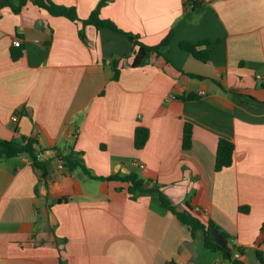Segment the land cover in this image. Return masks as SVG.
Returning <instances> with one entry per match:
<instances>
[{
    "label": "crops",
    "instance_id": "0c3cea01",
    "mask_svg": "<svg viewBox=\"0 0 264 264\" xmlns=\"http://www.w3.org/2000/svg\"><path fill=\"white\" fill-rule=\"evenodd\" d=\"M51 1L74 8L79 21L31 2L16 14L1 0L0 140L35 138L38 150L58 155L73 146L96 178L60 169L57 159L46 175L25 155L0 160V264H262L264 0H197L194 9L187 0H111L100 17L121 32L83 26L101 0ZM170 31L167 59L132 67L125 33L157 46ZM182 42H206L210 60ZM138 127L149 130L142 150ZM219 139L235 153L232 167L216 172ZM132 173L177 211L202 209L193 215L219 229L232 260L206 249L203 232L192 238L158 196L132 195L124 180Z\"/></svg>",
    "mask_w": 264,
    "mask_h": 264
},
{
    "label": "trees",
    "instance_id": "16d2710c",
    "mask_svg": "<svg viewBox=\"0 0 264 264\" xmlns=\"http://www.w3.org/2000/svg\"><path fill=\"white\" fill-rule=\"evenodd\" d=\"M111 0H101L98 7L91 13L88 19L82 21L83 26H94L96 29L108 28L117 32H121L120 29L110 20H105L100 17V11L102 8L108 5ZM31 2L35 6L46 10L52 16L55 17H65L73 22H78L79 18L77 12L72 7L60 6L52 2L51 0H21L20 3L15 6L12 0H7L8 6L13 10L14 13L18 14L23 6ZM1 4V0H0ZM187 5L191 9H194L199 5L197 0H187ZM131 42L134 44V58L132 62L133 68L143 67L150 63L153 55L162 56L166 58L165 52L162 50L167 48L172 40L173 31H170L165 38L157 46H147L141 43L137 36L125 33ZM80 38L85 39L83 30L80 31ZM207 43L192 44L189 42H182L180 48L188 53H190L197 60L206 63L210 60V55L207 50L201 49ZM22 55L21 51L12 54V59L17 60ZM167 59V58H166ZM191 77L199 78L202 77L196 75H189ZM115 79H118V72H116ZM192 136L193 127L190 124H186L183 132V147L185 150H190L192 147ZM149 139V130L145 127H138L135 131L134 136V146L136 150H142ZM37 141L35 138H27L24 136H19L10 141L0 140V160H8L11 158L19 157L25 155L32 161V165L35 169L42 171L45 175L48 172V168L53 159H42L40 156L45 151L37 150ZM55 154L59 150H53ZM234 153L235 147L234 143L230 140L219 139L217 145V154L215 162V171L220 172L223 169L232 167L234 163ZM63 166L65 170L69 173H80L81 175L94 177L89 169L86 167L83 159V153L78 152L73 146L67 148L66 152H61L59 155L56 154L55 158ZM119 177H109L107 181L117 180ZM124 180L130 184L129 192L132 195H156L159 197L160 204L162 208L174 214L191 232L192 238L198 232H203L204 234V246L206 249L211 250L213 253L218 254L222 257L223 261H231L233 253L220 245H218L210 232L211 228L219 230L213 223L208 222L207 224L202 223L201 219L193 215L194 211L192 209L188 211L179 212L171 204L168 198L163 194L160 189L153 186L150 182L141 179L135 174L127 175ZM68 199L60 198L59 203L67 202ZM240 252H242L240 250ZM262 264H264V259H261ZM233 264H243L240 260L233 261Z\"/></svg>",
    "mask_w": 264,
    "mask_h": 264
},
{
    "label": "built area",
    "instance_id": "2783aa9c",
    "mask_svg": "<svg viewBox=\"0 0 264 264\" xmlns=\"http://www.w3.org/2000/svg\"><path fill=\"white\" fill-rule=\"evenodd\" d=\"M20 45H21V42H20V41H18V42L16 41V42L14 43V46H15V47H20ZM256 78H257L258 80H264V77H263L262 75H258ZM200 94H205V91H202ZM18 120H19V116H18L17 114L13 115V117H12V121H13L14 123H17ZM55 156H56V154H55L54 151H45L43 154H41L40 157H41L42 159H54ZM132 166H133V167H136V168H141V169H144V168H145V166H144L143 164L139 163V162H133V163H132ZM60 169H63V166H62L61 163H60ZM194 212H195L196 214H202V213H204V211H203L202 209H200V208H196V209L194 210ZM215 264H216V263H215Z\"/></svg>",
    "mask_w": 264,
    "mask_h": 264
},
{
    "label": "water",
    "instance_id": "95a60500",
    "mask_svg": "<svg viewBox=\"0 0 264 264\" xmlns=\"http://www.w3.org/2000/svg\"><path fill=\"white\" fill-rule=\"evenodd\" d=\"M39 148L37 147V150H38ZM210 232H211V235H212V237H213V239H214V241L218 244V245H220L221 247H223V248H225V249H229V248H232V246L231 245H226L225 243H224V241H223V239H222V235L219 233V231L217 230V229H215V228H211L210 229Z\"/></svg>",
    "mask_w": 264,
    "mask_h": 264
}]
</instances>
